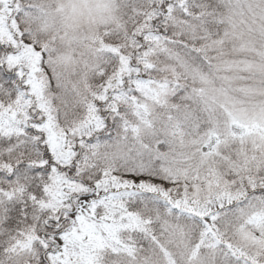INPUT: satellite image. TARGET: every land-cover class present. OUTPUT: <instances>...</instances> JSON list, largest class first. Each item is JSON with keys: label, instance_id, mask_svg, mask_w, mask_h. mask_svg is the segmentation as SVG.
I'll return each instance as SVG.
<instances>
[{"label": "snow or ice", "instance_id": "obj_1", "mask_svg": "<svg viewBox=\"0 0 264 264\" xmlns=\"http://www.w3.org/2000/svg\"><path fill=\"white\" fill-rule=\"evenodd\" d=\"M0 264H264V0H0Z\"/></svg>", "mask_w": 264, "mask_h": 264}]
</instances>
